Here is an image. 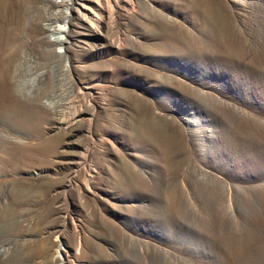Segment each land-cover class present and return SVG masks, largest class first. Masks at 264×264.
<instances>
[{
    "label": "rangeland",
    "instance_id": "rangeland-1",
    "mask_svg": "<svg viewBox=\"0 0 264 264\" xmlns=\"http://www.w3.org/2000/svg\"><path fill=\"white\" fill-rule=\"evenodd\" d=\"M0 79V264H264V0H0Z\"/></svg>",
    "mask_w": 264,
    "mask_h": 264
},
{
    "label": "bare ground",
    "instance_id": "bare-ground-1",
    "mask_svg": "<svg viewBox=\"0 0 264 264\" xmlns=\"http://www.w3.org/2000/svg\"><path fill=\"white\" fill-rule=\"evenodd\" d=\"M65 9L67 10V14H68V12H69V10H70V5L68 4V5H66L65 6ZM96 18H94L93 19V22H96ZM62 21L64 22V26L62 27V28H57V31L59 32V33H64L67 29H66V25H67V22H68V15L67 16H64V17H62ZM57 41L60 43V44H63V42H64V40L62 39V38H60V37H58L57 38ZM263 64V63H262ZM261 64V65H262ZM260 65V66H261ZM262 68V67H261ZM11 99H13V95L11 94V89H10V85H9V83L7 82V80H5V79H0V105H5V104H7L9 101H11ZM15 99V98H14ZM13 101V100H12ZM15 101V100H14ZM245 113V112H244ZM246 114V113H245ZM260 116V115H259ZM245 117V116H244ZM252 117V116H251ZM245 120H246V118H245ZM226 121H227V117L226 118H222V120H220V122H221V124L223 125V127L225 128V130H227L228 131V126H227V124L228 123H226ZM246 121H248V120H246ZM219 122V123H220ZM249 122V121H248ZM252 122V121H251ZM250 122V123H251ZM252 125V124H251ZM227 127V128H226ZM264 128V127H263ZM241 132L240 133H236V132H231V130L230 131H228L229 132V134L228 135H226V138H227V141H229V142H236V144H237V142L239 141V137L240 136H242L243 134H245L246 133V129H245V127H242L241 128V130H240ZM213 134V133H212ZM244 136V135H243ZM203 139H205V136H203L202 137ZM262 138V137H261ZM207 140V139H206ZM253 145V144H252ZM249 151V150H248ZM207 154V153H206ZM232 193V192H231ZM232 198V197H231ZM229 200V199H228ZM254 242V241H253ZM257 244V243H256ZM178 248H180V247H178ZM256 248V247H255ZM183 249H186V250H189L192 254H193V251H195V252H199L200 253V255H202L201 254V251H203V250H197V249H194V248H191V249H188V248H183ZM181 250V249H180ZM241 250V249H240ZM181 252V251H180ZM241 252V251H240ZM248 253H250V252H248ZM246 255V254H245ZM200 259V258H199ZM62 264H65V262H63L62 261Z\"/></svg>",
    "mask_w": 264,
    "mask_h": 264
}]
</instances>
